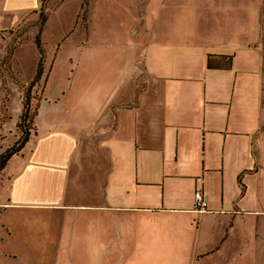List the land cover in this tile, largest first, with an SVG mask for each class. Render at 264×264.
Instances as JSON below:
<instances>
[{"label":"crops","instance_id":"crops-1","mask_svg":"<svg viewBox=\"0 0 264 264\" xmlns=\"http://www.w3.org/2000/svg\"><path fill=\"white\" fill-rule=\"evenodd\" d=\"M221 2L155 0L141 68L43 94L32 135L0 175V214L28 211L31 234L57 230L58 248L89 249L86 264H223L238 232L253 245L245 222L264 214L258 7Z\"/></svg>","mask_w":264,"mask_h":264},{"label":"rangeland","instance_id":"rangeland-1","mask_svg":"<svg viewBox=\"0 0 264 264\" xmlns=\"http://www.w3.org/2000/svg\"><path fill=\"white\" fill-rule=\"evenodd\" d=\"M154 1L41 0L39 8L34 10L37 0H10L9 5L13 8L7 15L9 26L0 28V149L5 151L23 136L20 120L23 92L35 75L38 54L33 43L42 20L43 74L29 94V135L33 133L36 108L43 94L45 98L53 100L60 93L67 92L71 85L75 86L77 80H84L85 77H79L89 72H94L101 80L105 73L115 75L134 65L141 68L143 48L151 42L154 30ZM222 1V4L236 7L257 3V44L261 48L264 80V0ZM239 12L233 10L229 13L239 15ZM17 20V24H12ZM143 76L142 73L138 79V89L141 88ZM9 102L11 107L7 111ZM261 111L260 128L255 134L253 149L258 159L261 155L257 147L259 142L264 144V82ZM262 152L264 162V150ZM259 167L264 175V163ZM260 182L261 209H264V177ZM4 196L2 186L0 203ZM28 222L26 210L6 209L0 214V264H86L87 258L92 257L89 249L86 251L80 243L77 244L79 247H75L73 241L66 251L65 248H58L59 234L55 229H51L50 234L46 230V235H43L42 227L37 226V234H31ZM245 226L253 229L254 244L245 247V238L241 239L238 232L240 244L237 250L234 246L226 248L229 259L224 260L223 264H230L231 255L235 252L242 254L241 260L235 264H264V214L251 217ZM70 234L75 242L76 235L68 232ZM238 246L241 248L238 249ZM101 261L106 262L104 259Z\"/></svg>","mask_w":264,"mask_h":264},{"label":"trees","instance_id":"trees-1","mask_svg":"<svg viewBox=\"0 0 264 264\" xmlns=\"http://www.w3.org/2000/svg\"><path fill=\"white\" fill-rule=\"evenodd\" d=\"M41 27H43V20L40 23V27L38 28L37 34L35 35L34 38V47L37 51L38 54V59H37V63H36V71H35V75L33 76L31 82H29L27 84V86L25 87V92H23L24 94V98H23V108H22V112H21V123H22V138H20V140H18L16 143H14V145L12 147H8L7 149H5V151H3L0 154V174L1 172H3L4 168L6 167L9 159L17 154L20 153V151L22 150V148L24 147V144L26 143L27 140H29V129H28V125H27V117H28V108H30V98H29V94L32 90V88L34 87V85L39 81L40 77L43 74V60H44V54H43V49L41 47V40H40V32H41ZM27 134V137L24 139V136ZM239 181V179H238Z\"/></svg>","mask_w":264,"mask_h":264},{"label":"built area","instance_id":"built-area-1","mask_svg":"<svg viewBox=\"0 0 264 264\" xmlns=\"http://www.w3.org/2000/svg\"><path fill=\"white\" fill-rule=\"evenodd\" d=\"M0 33H1V30H0ZM203 193L200 192V191H197L195 194H194V200H195V203H196V206L197 208H199L200 210L204 209L206 207V202H205V198L204 196L202 195Z\"/></svg>","mask_w":264,"mask_h":264},{"label":"water","instance_id":"water-1","mask_svg":"<svg viewBox=\"0 0 264 264\" xmlns=\"http://www.w3.org/2000/svg\"><path fill=\"white\" fill-rule=\"evenodd\" d=\"M27 137V134L24 136V139Z\"/></svg>","mask_w":264,"mask_h":264}]
</instances>
